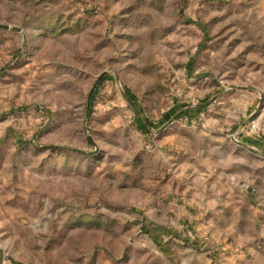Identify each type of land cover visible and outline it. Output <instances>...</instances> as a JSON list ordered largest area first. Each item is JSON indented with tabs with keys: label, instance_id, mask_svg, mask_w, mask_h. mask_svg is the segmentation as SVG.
<instances>
[{
	"label": "rangeland",
	"instance_id": "rangeland-1",
	"mask_svg": "<svg viewBox=\"0 0 264 264\" xmlns=\"http://www.w3.org/2000/svg\"><path fill=\"white\" fill-rule=\"evenodd\" d=\"M0 264H264V0H0Z\"/></svg>",
	"mask_w": 264,
	"mask_h": 264
}]
</instances>
